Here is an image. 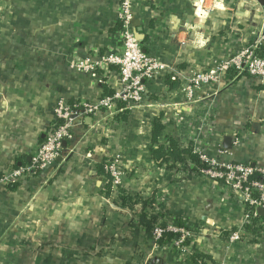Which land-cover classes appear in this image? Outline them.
I'll return each mask as SVG.
<instances>
[{
	"label": "crops",
	"instance_id": "0c3cea01",
	"mask_svg": "<svg viewBox=\"0 0 264 264\" xmlns=\"http://www.w3.org/2000/svg\"><path fill=\"white\" fill-rule=\"evenodd\" d=\"M118 3L0 0V182L32 164L57 123L61 100L97 105L104 86L115 92L120 86L116 67L86 74L71 62H96L116 46ZM133 14L145 52L165 70L146 83L143 101L127 110L126 120L124 112L111 116L102 108L97 118L77 123L72 141L39 178L1 182L0 264H186L193 254L206 255L208 264H264V237L228 238L233 231L252 233L247 207L222 196L192 162L186 163L194 171L186 163L185 170L161 168L150 153L160 118L162 144L174 138L184 149L207 148L220 163L264 166V85L221 76L195 102L181 91L258 43L264 0H137ZM113 158L120 159L121 187L155 199L157 207L120 208L104 195L108 180L97 167ZM144 210L162 228L189 230L184 260L171 241L154 242L140 223ZM259 216L264 222V213Z\"/></svg>",
	"mask_w": 264,
	"mask_h": 264
},
{
	"label": "built area",
	"instance_id": "2783aa9c",
	"mask_svg": "<svg viewBox=\"0 0 264 264\" xmlns=\"http://www.w3.org/2000/svg\"><path fill=\"white\" fill-rule=\"evenodd\" d=\"M136 2L137 0H119L116 27L120 26V28L117 30V44L114 48L99 56L96 62L79 59L71 61H74V68L86 74H95L98 69L108 71L111 67H116L120 75V86L116 89L115 94L102 99L97 105L76 102L68 104L61 100L56 109V121L60 125L49 132L46 142L39 147L38 154L32 164L7 172L2 183L18 185L39 178L42 171L54 164L61 156L64 151V143L72 141L77 123L83 122L89 116L97 118L98 115H101L102 108L112 112L111 116H114L115 113L130 110L143 101L148 90L146 83L164 71L165 65L159 58L145 52L134 26L133 8ZM257 42L264 44V35H261ZM258 43L240 50L229 60L219 63L213 69L196 75L187 86L181 89L187 102H195L199 91L216 84L221 76L224 78L230 70H234L238 76L247 72L250 77L264 85V58L256 54ZM100 83H104V81L100 79ZM119 103L126 104V109H118ZM209 152L210 150L207 148H194V153L198 155L204 165L203 169L196 170L198 175H201L200 178L206 182L212 181L211 185L216 191L228 200L238 201L249 208L250 210L246 214V224H253L252 221L256 220V229L260 231L256 236L250 232L233 231L228 235L229 240L239 242L243 240V237L256 238L257 241L262 240L264 222L260 220L258 211L264 210V166L256 168L249 164L220 163L217 159L211 158ZM219 153L224 154V151L221 149ZM109 162L108 160L105 170L111 175L114 186H121L122 174L119 162L116 158ZM185 167L194 171L192 165L186 163ZM182 170L185 169L182 168ZM168 233L176 235L171 241V245L184 260L189 254V246L185 245L191 237L189 230L165 229L156 224L149 234L154 242L160 244V241L167 240L166 234Z\"/></svg>",
	"mask_w": 264,
	"mask_h": 264
},
{
	"label": "trees",
	"instance_id": "16d2710c",
	"mask_svg": "<svg viewBox=\"0 0 264 264\" xmlns=\"http://www.w3.org/2000/svg\"><path fill=\"white\" fill-rule=\"evenodd\" d=\"M119 28L120 26L116 30H119ZM256 54L257 56L264 58V49L257 48ZM237 76L238 74L234 70H230L225 74L224 77H225V81L229 83ZM243 76L250 77V75L247 72L242 74L240 77ZM166 79L167 81H169L168 77H166ZM103 91H104L102 96L103 99L107 97H112L115 94V90L110 89L107 86L103 87ZM126 107L127 106L124 103L118 104V109H126ZM122 115L123 116H121V120H126L128 117V111L125 110L124 114ZM59 125L60 123L57 122L54 128H56ZM164 129L165 128L161 123V119L157 118L153 123V129L151 131L153 146L150 150L151 157L156 163V165L161 168L167 167L169 169H177L178 165H184L186 162L190 161L192 162V164L195 165V170L203 169L204 165L201 163L198 155L194 153V149L192 147L184 149L179 145V142H177L174 138H169V137L167 138L165 144H162L160 142ZM106 164L107 162L105 161L99 164L97 167L98 173L105 176L108 180V183L105 187L104 195L107 198L114 199V203L118 205L120 208H127L129 210H133L134 208H136L138 204L141 203L143 205V208L147 210V208L150 207V204L153 203V199H144L143 197L140 196H131L126 192V190L123 187L114 186L111 175L105 170ZM15 188L16 186L9 187V189H15ZM145 210L139 215L140 223L141 225L144 226L147 233H151L154 226L157 224L158 217L153 214L149 215ZM249 210L250 209L247 208V211ZM255 221L256 220H253V222ZM178 225L181 226V224ZM246 230L251 231L254 235L259 234L258 233L259 231L255 229V223L251 225H247ZM175 236L176 235H174L173 233H168L166 234L167 240H162L160 241V243L166 244L172 241ZM208 261H209V257H207L204 254H193L192 256L186 259V264H208Z\"/></svg>",
	"mask_w": 264,
	"mask_h": 264
},
{
	"label": "rangeland",
	"instance_id": "374dc122",
	"mask_svg": "<svg viewBox=\"0 0 264 264\" xmlns=\"http://www.w3.org/2000/svg\"><path fill=\"white\" fill-rule=\"evenodd\" d=\"M201 13H202V11H201ZM263 35H264V33H263ZM250 46H251V45H249V46H247V47H245V48H249ZM202 73H203V72H202ZM117 160H118V162H120V159H117ZM109 161L112 162V159H110ZM110 162H109V163H110ZM121 174H123V173L121 172ZM150 207H151V208H155V207H157V206H156V201H155V199H153V203L150 204Z\"/></svg>",
	"mask_w": 264,
	"mask_h": 264
},
{
	"label": "water",
	"instance_id": "95a60500",
	"mask_svg": "<svg viewBox=\"0 0 264 264\" xmlns=\"http://www.w3.org/2000/svg\"><path fill=\"white\" fill-rule=\"evenodd\" d=\"M64 147H66V143H64ZM263 213H264V210H261V209H260V210L258 211V215H261V214H263Z\"/></svg>",
	"mask_w": 264,
	"mask_h": 264
}]
</instances>
